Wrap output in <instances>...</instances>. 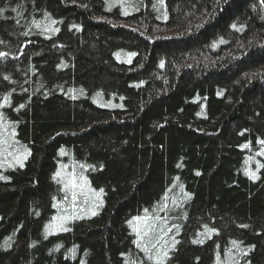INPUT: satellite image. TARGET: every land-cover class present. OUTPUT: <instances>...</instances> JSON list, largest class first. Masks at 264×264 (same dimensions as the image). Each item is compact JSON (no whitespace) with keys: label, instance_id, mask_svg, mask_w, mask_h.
I'll return each mask as SVG.
<instances>
[{"label":"trees","instance_id":"1","mask_svg":"<svg viewBox=\"0 0 264 264\" xmlns=\"http://www.w3.org/2000/svg\"><path fill=\"white\" fill-rule=\"evenodd\" d=\"M0 53V264H264V0H0Z\"/></svg>","mask_w":264,"mask_h":264},{"label":"snow or ice","instance_id":"2","mask_svg":"<svg viewBox=\"0 0 264 264\" xmlns=\"http://www.w3.org/2000/svg\"><path fill=\"white\" fill-rule=\"evenodd\" d=\"M233 27H235V26H233ZM0 55H3V53H0ZM262 143H264V141H262ZM245 147H247V145H245ZM18 162H19V160H18ZM21 166H22V164H21ZM57 175H59V173H57ZM70 183H72L73 187H75V183H74V182H70ZM145 211H147V210H145ZM93 214H95V213H93ZM135 219L140 220V219H142V218H141V217H136ZM143 219H144V220H147L148 217H144ZM130 223H131V222H130ZM61 230H67V229H63V228L61 227ZM137 231H139V229H137ZM199 242L202 243V241H199ZM146 250H147V249H146ZM165 255H167V253H165Z\"/></svg>","mask_w":264,"mask_h":264}]
</instances>
